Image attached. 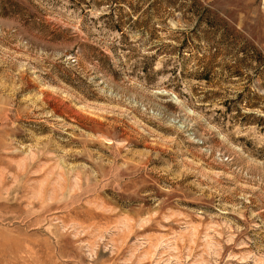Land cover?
I'll return each instance as SVG.
<instances>
[{"label": "rangeland", "instance_id": "rangeland-1", "mask_svg": "<svg viewBox=\"0 0 264 264\" xmlns=\"http://www.w3.org/2000/svg\"><path fill=\"white\" fill-rule=\"evenodd\" d=\"M0 264H264V0H0Z\"/></svg>", "mask_w": 264, "mask_h": 264}, {"label": "trees", "instance_id": "trees-1", "mask_svg": "<svg viewBox=\"0 0 264 264\" xmlns=\"http://www.w3.org/2000/svg\"><path fill=\"white\" fill-rule=\"evenodd\" d=\"M115 21V25H113V28L116 30V31H119L121 34H123V30H122V23L120 20H114Z\"/></svg>", "mask_w": 264, "mask_h": 264}]
</instances>
